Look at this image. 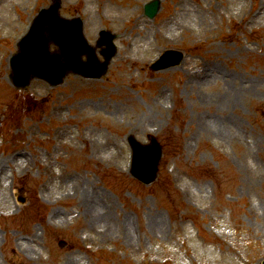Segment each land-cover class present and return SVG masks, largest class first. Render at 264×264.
<instances>
[{
    "label": "rangeland",
    "instance_id": "1",
    "mask_svg": "<svg viewBox=\"0 0 264 264\" xmlns=\"http://www.w3.org/2000/svg\"><path fill=\"white\" fill-rule=\"evenodd\" d=\"M61 1L118 52L101 79L19 90L9 58L51 0H0V264L264 260V0H160L155 19L151 0ZM166 49L185 60L153 71ZM131 135L163 145L151 185L130 173Z\"/></svg>",
    "mask_w": 264,
    "mask_h": 264
},
{
    "label": "water",
    "instance_id": "2",
    "mask_svg": "<svg viewBox=\"0 0 264 264\" xmlns=\"http://www.w3.org/2000/svg\"><path fill=\"white\" fill-rule=\"evenodd\" d=\"M58 8L59 2L57 1L49 10L42 12L30 33L22 40L20 52L12 57L11 65L14 82L17 86L26 88L32 75L46 78L56 84L63 80L64 74L69 68L85 73L90 71L92 61L88 64H82L79 60L80 55L87 51L86 45H78L81 48L78 52H73L72 49L76 44L73 41L78 42L80 40V32L74 29L73 23L70 24L60 18ZM46 24L50 25L52 38L60 46L66 59L65 63H62L58 58L59 56L51 54L49 50L50 38L45 36ZM112 38L113 36L106 35L104 40L114 49L111 42ZM176 55L177 52L172 51L165 53L154 67L162 68L175 64V61L179 60L175 57ZM73 57L75 58L73 59ZM109 59L110 55L107 57V60ZM132 141L135 148L134 174L149 183L156 176L161 148L157 143H154L153 146L143 147L136 140L132 139Z\"/></svg>",
    "mask_w": 264,
    "mask_h": 264
},
{
    "label": "bare ground",
    "instance_id": "3",
    "mask_svg": "<svg viewBox=\"0 0 264 264\" xmlns=\"http://www.w3.org/2000/svg\"><path fill=\"white\" fill-rule=\"evenodd\" d=\"M23 156V155H22ZM93 197H95V194L94 193H92L91 194ZM104 210H105V208L101 211V212H103V216H109V209L107 208V211H105L104 212ZM159 221H158V219L156 220V219H153L151 222H150V226L151 227H154V226H157V228L159 229V230H162V229H160L159 228ZM131 227H132V221H131ZM121 232L122 233H126L127 235H131V233H130V228L128 227V225L126 224V225H122L121 227ZM127 240H129V239H127Z\"/></svg>",
    "mask_w": 264,
    "mask_h": 264
}]
</instances>
